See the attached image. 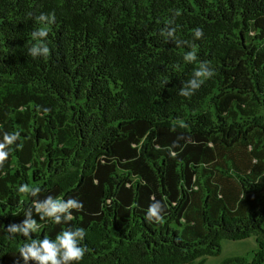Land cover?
Masks as SVG:
<instances>
[{
  "label": "trees",
  "instance_id": "1",
  "mask_svg": "<svg viewBox=\"0 0 264 264\" xmlns=\"http://www.w3.org/2000/svg\"><path fill=\"white\" fill-rule=\"evenodd\" d=\"M41 12L56 21L50 55L33 59ZM201 61L215 75L180 96ZM13 131L0 264H24L26 238L5 229L49 195L83 210L57 225L32 208V238L83 228L79 264H204L223 240L250 237L252 261L221 264H264V0H0V141ZM25 183L39 195L19 193ZM152 197L162 223L146 219Z\"/></svg>",
  "mask_w": 264,
  "mask_h": 264
},
{
  "label": "clouds",
  "instance_id": "2",
  "mask_svg": "<svg viewBox=\"0 0 264 264\" xmlns=\"http://www.w3.org/2000/svg\"><path fill=\"white\" fill-rule=\"evenodd\" d=\"M42 27L35 29L31 33L32 43L28 47V55L33 59L48 57L50 48L46 43L48 37V26L56 21L55 13L41 12L35 18ZM176 29L171 26H166L161 30V35L167 39H175ZM203 29L197 27L194 30V39L203 38ZM179 44V41H177ZM186 63H195L198 59L195 51H188L183 57ZM215 75V70L210 67L209 62L201 61L199 67L196 68L189 80L182 84L179 90V95L190 98L202 85ZM165 85L167 81L164 82ZM49 111L48 109L44 110ZM186 126V125H183ZM20 138V133L13 131L11 133L4 132L3 139L0 141V168H3L5 162L9 158L10 150ZM17 147H20L17 145ZM176 145L173 144L172 148ZM169 154L175 156V152L169 149ZM41 189L38 186H30L25 183L18 187V192L30 197L39 195ZM146 219L150 222L162 223L164 220V204L161 201L152 197ZM32 208L38 214L40 221H51L57 225L67 223L74 219L73 211H82L83 203L74 198L67 200L62 197L47 196L43 200H33ZM32 208H29L24 219L20 223L9 224L6 231L12 238L17 235L26 238V242L19 248V256L24 261V264H29L30 261L34 264H79L87 253V245L82 244L86 236V231L83 228L65 229L55 239H49L44 236L42 239L32 238V234L40 231L41 223L33 218Z\"/></svg>",
  "mask_w": 264,
  "mask_h": 264
},
{
  "label": "rangeland",
  "instance_id": "3",
  "mask_svg": "<svg viewBox=\"0 0 264 264\" xmlns=\"http://www.w3.org/2000/svg\"><path fill=\"white\" fill-rule=\"evenodd\" d=\"M221 245L222 253L216 257H207L204 264H221L224 259L231 257H246L248 261H252L258 249L255 237L238 241L223 240Z\"/></svg>",
  "mask_w": 264,
  "mask_h": 264
}]
</instances>
